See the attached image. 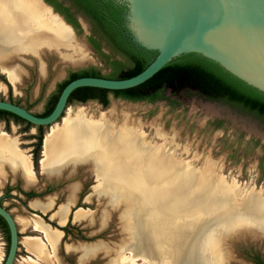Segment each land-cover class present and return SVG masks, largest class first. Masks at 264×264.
Returning a JSON list of instances; mask_svg holds the SVG:
<instances>
[{
	"label": "rangeland",
	"instance_id": "1",
	"mask_svg": "<svg viewBox=\"0 0 264 264\" xmlns=\"http://www.w3.org/2000/svg\"><path fill=\"white\" fill-rule=\"evenodd\" d=\"M78 18L74 49L54 54L40 43L37 48L32 46L36 51L33 55L14 44L6 46L0 66L13 65L21 80L11 85L6 72L0 71V100L42 115L57 93L58 83L70 70L95 66L105 77H118L120 70L130 65L108 41L101 40L95 46L90 41L96 31L92 21L81 13ZM164 94L167 99L155 102L130 101L109 94L107 106L97 100L73 101L53 128L63 130L66 121L96 131L106 123L107 131L109 125L118 130L113 135L105 130L103 137L97 134L95 139H103L109 150L125 139L123 131L134 127L144 143L155 146L149 152L152 169L138 168L145 159L141 154L129 161L128 169L101 168L96 157L99 150L93 149L77 158L64 157L51 171L48 161L42 170L43 142L51 129L39 130L13 117L0 118V132L28 155L34 171L35 180L26 182L12 167L13 154L0 152V204L18 225L19 264H132L131 260L137 258L142 262V257L148 264L264 262V226L257 222L264 216V121L192 90L173 94L167 89ZM40 132L42 141L35 164ZM136 171L148 174L142 179L153 178L156 173L164 180L140 184L141 179L137 183L129 174ZM75 182L82 184L80 199L64 225L52 216L62 195L47 211L32 206L33 199L54 197ZM241 189L259 192L263 208L257 211L249 196L242 197ZM28 192L35 195L28 197ZM80 208L88 214L77 222L71 216ZM38 220L57 235L55 244L44 232L34 229L33 222ZM33 237H39L48 258L31 251L28 238ZM7 250L8 234L0 226V264ZM207 250H213V254ZM84 252H89L85 262ZM129 252L130 259H125Z\"/></svg>",
	"mask_w": 264,
	"mask_h": 264
},
{
	"label": "water",
	"instance_id": "2",
	"mask_svg": "<svg viewBox=\"0 0 264 264\" xmlns=\"http://www.w3.org/2000/svg\"><path fill=\"white\" fill-rule=\"evenodd\" d=\"M116 1L127 8L126 26L133 40L141 47L157 52L144 70L128 78L77 77L63 87L53 110L46 116H38L5 100H0V109L15 114L33 127L52 130L68 113V98L76 88L130 89L150 79L174 57L190 52L212 60L264 93V0ZM52 12L75 34L72 25L54 10ZM0 216L9 230L8 251L2 264H19L18 225L1 204Z\"/></svg>",
	"mask_w": 264,
	"mask_h": 264
},
{
	"label": "trees",
	"instance_id": "3",
	"mask_svg": "<svg viewBox=\"0 0 264 264\" xmlns=\"http://www.w3.org/2000/svg\"><path fill=\"white\" fill-rule=\"evenodd\" d=\"M44 1L52 6L54 12L61 15L68 24L74 28L79 27L76 19L61 2L56 0ZM70 1L92 21L96 31L130 62L129 66L120 70L118 77L108 78L132 77L144 70L157 55L156 51L147 50L133 40L126 26L127 8L123 3H119L116 0ZM81 76L105 77L95 66H89L79 70H70L68 77L58 83L57 93L50 98L46 112L38 116L48 115L53 110L63 87L69 81ZM167 89H170L173 94L182 89L192 90L208 99L230 104L264 121L263 92L239 80L224 70L219 64L194 52L174 57L150 79L130 89L106 90L89 86L76 88L71 92L67 105L73 101L86 102L88 100H97L103 106H107L109 104V94L130 101L155 102L167 99L164 94ZM4 117H13L30 124L15 114L0 109V118ZM37 127L41 130L43 126ZM41 141L42 135L40 132L38 142L36 143L35 164L39 160L38 153ZM262 174H264V168H262ZM25 194L28 197L35 195L34 192ZM0 226L8 234L9 246V230L5 220L1 216ZM258 264H264V262L258 261Z\"/></svg>",
	"mask_w": 264,
	"mask_h": 264
},
{
	"label": "bare ground",
	"instance_id": "4",
	"mask_svg": "<svg viewBox=\"0 0 264 264\" xmlns=\"http://www.w3.org/2000/svg\"><path fill=\"white\" fill-rule=\"evenodd\" d=\"M12 1L14 2V0H12ZM40 1L39 0H27L28 7L32 8L37 13V17L39 18V20H41V21L43 20V22L44 21H51L52 23H54V25L57 26L58 31H60V32L63 31L62 22L60 21V19H58V17H56L55 15H52L50 8L46 9L45 6ZM21 2H22V0H21ZM11 4H12V2H11ZM11 6H13V5H11ZM24 6H25V4H24ZM17 8H18V6H17ZM29 15H30V13H29ZM38 26H39V24H38ZM43 69H44V67L42 68V70ZM4 72H6V75H7L8 79L11 83H18L19 82V80H20L19 73L12 71V70H5ZM0 88H2V87L0 86ZM105 124H104V126L102 125L103 128H101L100 130L94 131V130H92L93 127H91V126H87L85 124H79V123L71 124V122L65 121V124L63 125V127H64L63 130H59L57 132V131H54L52 129L51 132L48 133L44 138L43 151H42L43 157L41 158V161H40L41 169L44 170L47 166V162L49 161L50 162V164H48L50 167L49 171H51L53 169L58 168V165H60L59 161L61 159H63L64 157L69 156L72 158H77V156H79V155L82 156L84 153H86V150H93V149L99 150V152L96 151V155H97L96 157H97V160L98 159L100 160V167L101 168L105 167V168L111 169L110 167L115 168L113 166H116V167L117 166H120V167L123 166V167H127V169H128L129 168V164H128L129 161L132 158H134V156L141 154V156L142 157L144 156L145 159L142 160V162L138 163V165H137L138 168H142L141 170H143V168L147 169V167L149 166L152 169L153 165L151 164V162L149 160L150 159L149 152H150V150L151 151L155 150V146L154 147H152V145L148 146L149 143L148 144L144 143V141L142 139L143 137L140 136L138 134V132L136 131V129L133 127L131 129H129L128 131H123L125 139L123 138L124 140H122L121 143L117 142V144L113 145V147H112L113 149L108 150L103 145V139H101V138L98 140L95 139V136L97 134H101L100 137L104 136L103 132L105 130L107 131V128H105L107 126ZM90 127H91V129H90ZM117 130L118 129L111 128V125H109V127H108V131L112 135ZM94 132L96 133L95 135L93 134ZM6 136H7V134H5L4 132H0V152H9V153L13 154V156H14V159L12 160L13 169L20 171L22 173V175L24 176V179L26 180V182L29 183V182L34 181L35 180L34 179V171L32 170V167H31L30 158L28 157V155H24L23 152L18 151V147H16L13 144V142ZM104 149L107 150V152ZM157 152H158V150H157ZM152 158L153 157H151V159ZM147 159H148V161H146ZM150 165H152V166H150ZM144 173L142 172V175H139L136 171L135 173H129V174H131V177L135 180V182H137L141 179L139 182L140 184H146V183H148V181H151L152 183L158 182L163 178L162 175H160V174L157 175L155 173V175H153L154 176L153 178L149 177V178L142 179L144 176L148 177V174L143 175ZM152 173H153V171L151 172V174ZM161 174H164V172L163 173L161 172ZM163 180H164V178H163ZM247 189L245 192L241 189L242 191H240V194L242 195V197L244 198L245 196L246 197L249 196V200L251 202V205H253V207H257V211H258V207L263 208V204L261 203L260 197L258 195L259 192H252L251 193V192L247 191ZM77 214H79L80 218H85L87 216L88 212L83 210V209H80ZM262 215H264V213ZM60 221L62 222L63 218ZM257 222L264 226V216L260 217ZM33 224H34V226H33L34 229H36L39 232H44L46 234V236L49 238L50 242L52 244H55V242H56L55 240L57 239L56 234H53V233H50L49 231H47L44 224L41 223L39 220L35 221V223L33 222ZM37 238L39 240V237H37ZM28 239L31 240L30 249L33 253H35V254L40 253L42 256H45L46 258H48V256H46L47 255L46 250L43 248L40 241H38L36 239V237L35 238L34 237L28 238ZM130 257H131V252L125 254V259H130ZM137 260H140V259H138V258L133 259V260H131V263L132 264H148V260L145 257H142V259H141L142 262H137Z\"/></svg>",
	"mask_w": 264,
	"mask_h": 264
},
{
	"label": "crops",
	"instance_id": "5",
	"mask_svg": "<svg viewBox=\"0 0 264 264\" xmlns=\"http://www.w3.org/2000/svg\"><path fill=\"white\" fill-rule=\"evenodd\" d=\"M40 2L45 6L46 9L50 8L42 0ZM50 11L52 15L58 17L56 14H53L52 8H50ZM34 12L35 11L32 8L28 7L27 0H22V2L21 0H14V2L12 0H0V63L2 62L1 60L4 59L2 57H5L6 55V46H10L11 44L16 45L21 49V51L33 55L36 51L35 49L32 50V48L39 47L40 43L46 45L49 51L52 49V53L54 54L57 53V51H61L63 49H66V51H68L69 48L74 49L75 34L73 30L60 17H58V19H60L63 26V31L61 32L58 31L57 26L54 25V23H52L51 21L43 22V20H39V18L37 17V13ZM42 68L43 65L41 66V70ZM5 70L15 71L19 73L21 77L20 72L13 65H8V67L0 66V71L2 73L5 74ZM5 76L9 81L6 74ZM81 189L82 184L80 182H75L73 183V185L67 186L59 193L54 194V197H50L44 200L33 199L31 203L32 206L35 207V209H38L40 212L47 211L52 208L58 197L62 195L64 198L62 199V201L57 203V207L52 213V216L57 219L60 225H64L69 219L72 208L80 199ZM86 200L87 198L84 199V203ZM79 210L73 211V214L71 216L72 219L77 222L83 219L80 218L79 214H77ZM62 218L63 221L61 222L60 220ZM207 251L211 253V255L213 254V250ZM87 256H89V252H84L82 255V261L85 262Z\"/></svg>",
	"mask_w": 264,
	"mask_h": 264
},
{
	"label": "flooded vegetation",
	"instance_id": "6",
	"mask_svg": "<svg viewBox=\"0 0 264 264\" xmlns=\"http://www.w3.org/2000/svg\"><path fill=\"white\" fill-rule=\"evenodd\" d=\"M58 2H61L65 7L68 8L69 12L72 14V16L76 19L78 25L80 26L78 14L81 13L83 16L87 17L82 11H80L70 0H56ZM88 18V17H87ZM89 19V18H88ZM73 27V26H72ZM74 28V27H73ZM79 28V27H78ZM78 28H74L75 30H78ZM102 41H106L105 38L98 32L95 31L94 35L91 36L90 41L95 44V46L98 47V45L101 44Z\"/></svg>",
	"mask_w": 264,
	"mask_h": 264
}]
</instances>
